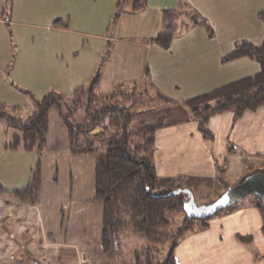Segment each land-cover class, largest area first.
Returning <instances> with one entry per match:
<instances>
[{
  "label": "crops",
  "instance_id": "obj_1",
  "mask_svg": "<svg viewBox=\"0 0 264 264\" xmlns=\"http://www.w3.org/2000/svg\"><path fill=\"white\" fill-rule=\"evenodd\" d=\"M52 2L56 7L53 15L63 22V27L56 25L54 34L49 27L42 28L45 33L40 45H25L18 54L7 36L14 21L3 23L0 19V107L22 117L19 113L27 106L21 102L23 99L29 101L31 95L43 97L49 92L68 96L88 86L98 72L94 90L101 91L96 93L98 96L116 93L133 98L134 92L120 91L118 84L133 82V72L139 69L140 74H150L152 63L162 98L179 107L180 112V119L161 122L155 131L153 166L158 178L180 180L195 197L192 184L202 191H219L248 169L264 171V106L246 111L237 119L231 111L211 116L206 125L211 138L205 139L184 105L186 99L260 71L254 60L223 62L222 58L242 42H262L264 23L258 20L257 13L264 9V0L248 1L254 9L246 19L239 2H219L209 8L216 19L209 20L211 27L187 23L168 49L153 41L161 29L162 11L180 4L193 9L191 0H146L143 10H128L140 18L128 24L123 30L126 37H118L117 43L143 49L146 56L142 69L140 62L138 67H116L129 57L120 51L118 55L113 52L112 61L109 53L100 57V51H105L104 42L114 37L105 36L100 41L97 33L90 30L92 25L97 26L90 13L103 9L109 19L118 0ZM74 14L90 29H72ZM100 58L105 60L101 62ZM101 133L97 128L91 137ZM16 134L0 119V182L4 180L9 185L0 186V264H32L34 260L40 264H108L100 245L103 207L94 201V156L70 153L66 128L56 114L49 116L46 149L41 154L8 149L7 144ZM20 159L28 172L38 162L42 167L40 191L33 202H21L14 196L27 188L14 187ZM262 226L263 216L255 202L238 204L212 217L205 227L187 233L173 250L175 264H264Z\"/></svg>",
  "mask_w": 264,
  "mask_h": 264
},
{
  "label": "trees",
  "instance_id": "obj_2",
  "mask_svg": "<svg viewBox=\"0 0 264 264\" xmlns=\"http://www.w3.org/2000/svg\"><path fill=\"white\" fill-rule=\"evenodd\" d=\"M125 5L134 13L145 8L146 0H118L115 19ZM193 16L184 4L163 10L161 29L153 38L154 43L168 49L180 29V19L187 17L194 25L196 17L189 18ZM257 18L264 23V9L257 13ZM204 25L208 27L206 23ZM240 58L256 61L260 71L184 101L205 139L211 138L206 128L211 116L231 111L234 119H237L246 111L264 106V39L258 45L247 42L238 44L222 61ZM96 86L95 78L88 86L78 88L68 96L49 92L39 100H34L33 113L25 121L5 113L4 107H0V119L5 120L17 132L7 148H20L25 152L41 154L46 149L49 116L56 114L66 128L70 153L93 155L95 158L94 201L101 203L103 207L100 245L108 264H115L121 239L127 233L142 235L148 246L145 247L144 255L135 256L133 262L117 264H175L173 250L187 233L192 232L195 226L205 227L212 217L233 207L204 219H189L184 214L181 226L174 229L172 222L166 218V213L182 211L188 198L183 194L169 195L170 192L185 189L177 179L158 178L155 175L154 134L161 122L130 132L132 114L124 102L129 101L131 96L113 93L101 97L94 92ZM97 128L102 130V134L91 137V133ZM257 172L264 174L262 170H246L240 182ZM39 185L38 162L26 190L15 193L14 196L21 202H33ZM258 208L262 212L260 203ZM166 243L170 244V251L163 260L157 262L158 249L152 255L148 253L150 246H163Z\"/></svg>",
  "mask_w": 264,
  "mask_h": 264
},
{
  "label": "rangeland",
  "instance_id": "obj_3",
  "mask_svg": "<svg viewBox=\"0 0 264 264\" xmlns=\"http://www.w3.org/2000/svg\"><path fill=\"white\" fill-rule=\"evenodd\" d=\"M191 1H192L193 9L190 8L189 10L192 14H194V16L189 18L194 19L196 17V24L199 23L202 24L201 26H203L204 23H206V26H210L209 20L211 19L213 21V17L215 21L216 19L213 14V10H210L209 8H212L214 5H219V2L222 4L224 0H205V2L199 0H191ZM234 1L236 3L239 2L241 4V6L239 4L238 5L240 6L239 7L240 9L241 7L243 8V10H241L243 14V19H246L247 16L250 17L252 13L250 11L254 8L249 6L248 1L254 2V0H248V1L231 0L232 3H234ZM55 8L56 7H54L52 0H0V19L3 21V23H7L8 21L11 22L14 21L13 25L7 29V36L9 35L10 39H12L11 47H13V50L14 52H16V54H18V52L20 53V51L23 52L25 49V45H28V47L31 45L32 46L40 45L42 34L45 33L42 30V28L49 27L51 34L57 33L55 32L54 27L56 25L61 26L63 22L58 20V18H56V16L53 15ZM232 9L234 10V8ZM128 10H129L128 6L125 5V8L118 15L116 19L114 18V15H116V10L109 19H108L109 16L106 14V12H104L103 9L93 10V12L90 13V16L92 20L96 22L97 26L94 27L92 25L91 29L88 27V24H83L82 21L77 20V16L74 14L71 22V28L72 29L77 28L79 29L78 31L88 30V29H90L91 31H95L100 41L103 40V37L105 36H107L108 39L114 37L112 41L104 42L105 51H100V57L104 58L106 57L107 53H109V58L112 61L114 60L113 52H115V55H118L120 51L124 55H127L129 57L127 59L121 60L118 65L115 64L116 67H119L121 69L124 68L125 66H129L128 64H130L131 66H137V67L141 65V69H142L144 65L143 61L146 56V53L142 51L143 49L142 50L136 49L134 47L124 45L122 44V42L121 44L120 42L119 44L117 43L119 41L118 37H126V34H123V30L128 28L127 27L128 24L135 18L136 19L140 18L136 14L129 13ZM201 10H202V14L200 13ZM141 13L139 16L143 17ZM218 16L219 15H217V17ZM56 21H60V24L59 25L56 24ZM64 22L67 24L66 21ZM187 23L192 24V22L189 21L187 17H182L180 19L179 21L180 33L184 31L185 25ZM203 27H205V25ZM59 34H63V33H59ZM17 37L19 38V41L16 42ZM35 37H38V40L35 41L34 40ZM91 41L94 42L93 39ZM100 41H98L99 49H101L102 46ZM93 46L96 47V45ZM7 51H9V49ZM77 51L80 52V54H82L81 49H78ZM14 58L12 59V61L14 60ZM102 58H100L101 62L105 60V59L102 60ZM139 62L141 63L140 65H138ZM146 63H149V60H146ZM136 69L138 68L135 67V70ZM149 70H150V74L147 73L145 74L144 72L140 74L141 73L140 69L139 71H134L133 69L134 71L133 77H135L134 78L135 80L133 82H125V84L122 85L118 84L119 82H116V84H118V89L120 88V91L128 90L131 93L132 92L135 93L134 95L135 97L133 98L131 97L129 102H124L125 107L132 114L129 123L130 132H137L142 127L152 123L154 124L158 121L162 123H172L174 122V120L178 118L180 119L179 107L170 105L169 102H167L165 99L162 98L160 94L161 91L158 90V88L161 87L159 85L160 82L159 80H156L153 74L154 68L152 63H149ZM96 74L97 75L95 76V78L99 77V72ZM103 86H105V84H103ZM97 92H101V91H96V93ZM31 96L32 98H30L29 101L25 99L21 101L22 103L27 104V106L22 109L21 113H19V115L22 116L20 118L23 121L29 118L30 115L33 113L32 102H34V99L39 100L41 98V96L40 97H35L33 95ZM4 112L11 116L19 117L18 114L15 115V113L13 112L10 114L5 109ZM19 163H20L19 178L16 184L14 185V187L22 189V188H26L27 185L29 184L32 176V172L36 168V166L34 165L31 171L28 172L24 162H21V159L19 160ZM41 174H42V167L40 166V186L38 192L40 191V187L42 183ZM240 180L241 178H238L236 181L228 183L227 188L237 185L240 182ZM3 181L2 183L0 182V186L5 188L9 187V185L7 184L5 185L4 184L5 181L4 182ZM12 181L14 180L12 179ZM178 181L182 184L180 180ZM227 188H224L223 190H219V191L216 189L213 192L210 191L211 190L210 188H208V191H206L205 189L202 191L198 187L194 186V184H192L191 190L195 195V197L193 196L195 204L197 206H203L204 204H209L211 201H214L218 192L223 193ZM249 202H255L257 206H259V200L253 195H248L232 207L234 208L238 204H246ZM259 211L262 214L260 209ZM184 214H185L184 210L167 212L166 218L172 222L173 228L176 229L181 226L183 222ZM197 228H201V227L195 226L193 231ZM262 231H263V226H262ZM146 246L148 245L142 235L137 233H127L121 239V243L119 247L120 251L115 258V264L123 263L125 261L133 262L135 256H138L139 254L140 255L142 254V256L144 255V253L146 252L145 251ZM157 249H158V253L156 254L159 255V258H157V262H159L163 260L165 256H167L168 252L170 251V244L166 243L163 246H156V247L150 246V250L148 251V253L153 255L154 251Z\"/></svg>",
  "mask_w": 264,
  "mask_h": 264
},
{
  "label": "water",
  "instance_id": "obj_4",
  "mask_svg": "<svg viewBox=\"0 0 264 264\" xmlns=\"http://www.w3.org/2000/svg\"><path fill=\"white\" fill-rule=\"evenodd\" d=\"M179 194H183L188 198L183 205V210L189 219L212 217L220 211L234 206L248 195H253L259 200L264 219V174L259 172L250 174L237 185L227 188L215 201L208 205L197 206L192 192L187 189L169 193V195Z\"/></svg>",
  "mask_w": 264,
  "mask_h": 264
},
{
  "label": "built area",
  "instance_id": "obj_5",
  "mask_svg": "<svg viewBox=\"0 0 264 264\" xmlns=\"http://www.w3.org/2000/svg\"><path fill=\"white\" fill-rule=\"evenodd\" d=\"M32 264H40L37 260H34Z\"/></svg>",
  "mask_w": 264,
  "mask_h": 264
}]
</instances>
